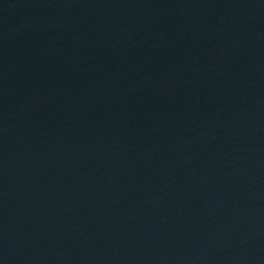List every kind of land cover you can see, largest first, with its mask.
I'll return each instance as SVG.
<instances>
[{
	"label": "water",
	"instance_id": "1",
	"mask_svg": "<svg viewBox=\"0 0 264 264\" xmlns=\"http://www.w3.org/2000/svg\"><path fill=\"white\" fill-rule=\"evenodd\" d=\"M0 264H264V0H0Z\"/></svg>",
	"mask_w": 264,
	"mask_h": 264
}]
</instances>
